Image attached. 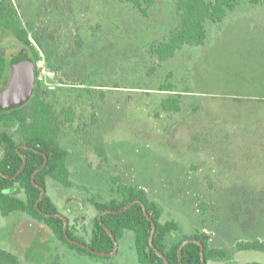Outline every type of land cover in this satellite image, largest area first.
Masks as SVG:
<instances>
[{"label": "rangeland", "instance_id": "obj_1", "mask_svg": "<svg viewBox=\"0 0 264 264\" xmlns=\"http://www.w3.org/2000/svg\"><path fill=\"white\" fill-rule=\"evenodd\" d=\"M9 1L24 25L33 23L38 81L70 152L74 187L48 179L46 190L72 225L85 216L75 234L91 239L90 200L118 197L114 179L121 177L164 206V222L176 220L186 234L206 232L212 248L231 250L229 262L207 264H264V251L235 249L264 240V3L242 0L222 23L207 22L204 45L159 63L148 49L180 28L176 0L144 5L145 15L130 0ZM1 33L8 58L20 52ZM168 99L179 112L163 109ZM0 248L26 264L58 256L61 264H139L132 232L116 256L93 259L61 246L21 212L0 214Z\"/></svg>", "mask_w": 264, "mask_h": 264}, {"label": "trees", "instance_id": "obj_2", "mask_svg": "<svg viewBox=\"0 0 264 264\" xmlns=\"http://www.w3.org/2000/svg\"><path fill=\"white\" fill-rule=\"evenodd\" d=\"M130 1L143 15L146 14L148 7L154 8L157 3V0ZM241 2L242 0H176V8L181 20L180 28L172 32L167 39L151 45L148 53L157 58L159 63H165L174 58L177 51L184 46L204 45L208 38L207 22L222 23L230 13L237 10ZM247 2L250 5H260L264 3V0H247ZM33 29L32 22L23 24L18 17L16 8L9 0H0V31L20 45V51L23 52L22 57L34 66L36 79L32 97L25 105L13 110L0 111V173L12 177L21 170L24 159L17 152V147L20 144H25L41 152H34L27 148L21 150L27 159V165L16 180L6 179L0 174V214L7 217L15 212L24 213L32 219L44 223L52 231L57 242L74 254L93 259H108L111 257L93 254L84 247L69 242L64 233V220L47 217L36 208L42 190L33 184L32 177L44 165L45 155L48 157V163L35 178V182L39 186L46 188L48 179H53L70 188L74 187V183L70 180V170L67 165L70 152L62 146L59 140L61 123L55 119L53 104L45 99L47 90H43L38 81L39 54L33 48L29 34ZM35 39L41 45L37 36ZM9 73L10 59L0 50V90H3V82ZM162 107L167 112H179L181 109L175 99L164 101ZM65 113L67 120L72 121L71 112ZM101 153L105 154V151L102 150ZM114 182L117 185L118 197L104 201L101 195L94 194L90 200L96 210V215L91 218V239L87 241L84 236H77L75 234L76 225H72L69 220L68 235L71 239L84 243L95 251L113 252L115 247L113 238L102 226L99 214L108 209L119 211L135 201H142L156 223L154 245L165 255L169 264H181L179 249L188 239H195L203 244L207 262H229L231 260L230 249L210 246V234L200 231L186 234L176 220L171 219L164 222L162 220L166 213L164 206L152 199L145 189L126 184L121 177H116ZM14 187L25 193V200L10 192ZM84 190L90 191L86 188ZM40 209L45 213L60 214L56 204L47 194L40 203ZM80 219L86 220L85 216L76 218L77 225ZM103 223L113 232L118 243L127 232L134 234V246L139 264H166L150 245L152 224L145 216L140 204L133 205L124 213L104 214ZM81 233H87L85 226H82ZM235 249L264 251V240L239 242ZM182 263L202 264L201 248L197 243H188L183 247ZM0 264L26 263L15 254L0 248ZM47 264H61L60 257L58 256Z\"/></svg>", "mask_w": 264, "mask_h": 264}, {"label": "water", "instance_id": "obj_3", "mask_svg": "<svg viewBox=\"0 0 264 264\" xmlns=\"http://www.w3.org/2000/svg\"><path fill=\"white\" fill-rule=\"evenodd\" d=\"M35 82H36L35 69H34L33 64L28 62L25 58H18L16 60H14L11 63V73H10L8 85L5 89L0 91V111L13 110V109H16V108H19V107H22L23 105H25L32 97V94H33L34 89H35ZM29 148L31 150L38 152V153H41L40 151L35 150V148H32V147H29ZM22 157L24 159V165L21 168V170L19 171L18 175L24 171V169L27 165L26 157L24 155H22ZM47 163H48V157L45 155L44 165L40 169H38L33 174V177H32L33 184L37 187H40V189L42 190V194L36 203V208L41 214H43L47 217H56V218H61L64 220V222H65L64 233H65V237L67 238V240L69 242H71L73 244L80 245V246L84 247L85 249L89 250L91 253L99 255V256H108V257L116 256L118 253V250H119V243H118L117 239L115 238V236L113 235V232L109 228H107L105 226V224L103 223V215L106 213H112V214L124 213V212L128 211L133 205L140 204L143 208L145 216L147 217V219L152 224V235H151V239H150V245L155 250L156 254L158 256H160L161 258H163L166 264H169L165 255L163 253H161L154 245V236L156 233V223L153 220V218L151 217V215L149 214L145 204L142 201H135V202L129 204L126 208L119 210V211L108 209V210H105V211L100 213L99 219L101 221L102 226L105 228V230L113 238V241L115 244L113 252L104 253V252L95 251V250L91 249L88 245L71 239L68 235L69 219L66 216H64L62 214L45 213L44 211H42L40 209V203L45 198V195L47 194V190L45 187L39 186L35 182V178H36V175L46 167ZM0 174H2V173H0ZM3 176L8 177L6 175H3ZM16 177L17 176H14L13 178H16ZM192 242L197 243L200 246L201 256H202V264H207L205 252H204V246L200 241L195 240V239H188L185 242H183V244L181 245V247L179 249L180 263L183 264L182 263V249H183V247L186 244L192 243Z\"/></svg>", "mask_w": 264, "mask_h": 264}, {"label": "flooded vegetation", "instance_id": "obj_4", "mask_svg": "<svg viewBox=\"0 0 264 264\" xmlns=\"http://www.w3.org/2000/svg\"><path fill=\"white\" fill-rule=\"evenodd\" d=\"M2 34V36H5L4 35V33H1ZM5 49V50H4ZM0 50L3 52V54L8 58V56H7V54L5 53L6 52V48H5V46H3V47H0ZM23 56V52L22 51H20V52H18V53H16V54H13V55H11L10 57H9V59H10V73H11V63L14 61V60H16V59H18V58H24V57H22ZM10 73L8 74V76L5 78V81L3 82V88L2 89H5L6 87H7V85H8V82H9V78H10ZM1 91V90H0ZM30 149L29 148V146H27V145H25V144H20L18 147H17V152H18V154L22 157V149ZM31 150V149H30ZM36 150V149H35ZM32 151H34V150H32ZM34 152H36V151H34ZM18 173H19V171L17 172V174L16 175H14V176H17L16 178H13L14 176H12V177H10V176H8V177H5L6 179H9V180H16L17 178H18V176L20 175H18ZM22 173V172H21ZM7 176V175H6ZM13 178V179H12ZM10 192L11 193H14V194H18L19 192H20V189L19 188H17V187H14L12 190H10ZM100 215V214H99ZM68 218V217H67ZM75 226V225H74ZM77 227V226H76ZM76 230H77V228H76Z\"/></svg>", "mask_w": 264, "mask_h": 264}, {"label": "crops", "instance_id": "obj_5", "mask_svg": "<svg viewBox=\"0 0 264 264\" xmlns=\"http://www.w3.org/2000/svg\"><path fill=\"white\" fill-rule=\"evenodd\" d=\"M76 226H78V225L76 224Z\"/></svg>", "mask_w": 264, "mask_h": 264}]
</instances>
